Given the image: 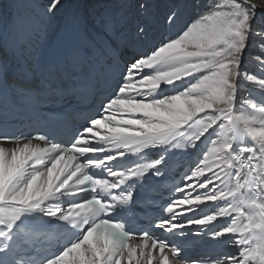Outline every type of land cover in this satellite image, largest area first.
<instances>
[{
	"label": "snow or ice",
	"instance_id": "snow-or-ice-1",
	"mask_svg": "<svg viewBox=\"0 0 264 264\" xmlns=\"http://www.w3.org/2000/svg\"><path fill=\"white\" fill-rule=\"evenodd\" d=\"M179 149L149 223L195 258L123 215ZM0 264H264V0H0Z\"/></svg>",
	"mask_w": 264,
	"mask_h": 264
},
{
	"label": "bare ground",
	"instance_id": "bare-ground-1",
	"mask_svg": "<svg viewBox=\"0 0 264 264\" xmlns=\"http://www.w3.org/2000/svg\"><path fill=\"white\" fill-rule=\"evenodd\" d=\"M169 2H171V0H159L160 9L163 10L165 5ZM214 2H215V0H195L196 4L202 5V6H208ZM5 3H7V0H5ZM202 10H205V9L203 7L200 9H195V8L189 9L185 13L183 20H188V19L192 18L196 14L197 11H202ZM173 31H175V29ZM257 51H258V49H256V48L250 49V52L252 55H255L257 53ZM245 65L250 72H253V73L258 72L256 62L250 58L248 53L245 54ZM200 148H203V145H201ZM195 159H196V154L193 157L192 163L194 162ZM193 227L197 228V226H195V225H193ZM214 241L219 243L217 240H214Z\"/></svg>",
	"mask_w": 264,
	"mask_h": 264
}]
</instances>
